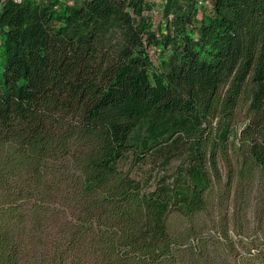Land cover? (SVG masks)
I'll return each mask as SVG.
<instances>
[{"label":"trees","instance_id":"obj_1","mask_svg":"<svg viewBox=\"0 0 264 264\" xmlns=\"http://www.w3.org/2000/svg\"><path fill=\"white\" fill-rule=\"evenodd\" d=\"M0 68V264H264V0H0Z\"/></svg>","mask_w":264,"mask_h":264},{"label":"rangeland","instance_id":"obj_2","mask_svg":"<svg viewBox=\"0 0 264 264\" xmlns=\"http://www.w3.org/2000/svg\"><path fill=\"white\" fill-rule=\"evenodd\" d=\"M1 68H0V73H1ZM246 123V111L244 109H239L235 112V121H234V126H236V128L238 130H240V128H243L244 125ZM253 198V196L250 197ZM252 202V201H251ZM231 205V204H230ZM247 208L245 210H254L255 207V202L252 203H247L246 204ZM245 206V207H246ZM238 208V207H237ZM241 208H244V206H241ZM236 209V208H235ZM240 210V209H237Z\"/></svg>","mask_w":264,"mask_h":264},{"label":"built area","instance_id":"obj_3","mask_svg":"<svg viewBox=\"0 0 264 264\" xmlns=\"http://www.w3.org/2000/svg\"><path fill=\"white\" fill-rule=\"evenodd\" d=\"M11 1H13L15 3H20L22 0H11Z\"/></svg>","mask_w":264,"mask_h":264},{"label":"clouds","instance_id":"obj_4","mask_svg":"<svg viewBox=\"0 0 264 264\" xmlns=\"http://www.w3.org/2000/svg\"><path fill=\"white\" fill-rule=\"evenodd\" d=\"M70 4H71V2H70Z\"/></svg>","mask_w":264,"mask_h":264}]
</instances>
